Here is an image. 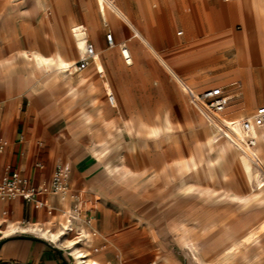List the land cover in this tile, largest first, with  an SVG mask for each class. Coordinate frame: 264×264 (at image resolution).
<instances>
[{
	"label": "rangeland",
	"instance_id": "obj_1",
	"mask_svg": "<svg viewBox=\"0 0 264 264\" xmlns=\"http://www.w3.org/2000/svg\"><path fill=\"white\" fill-rule=\"evenodd\" d=\"M43 1L44 8L37 6L35 0L0 2V26H5L0 33V116L10 96L5 79L16 85L17 94L23 100V115L29 113L31 103L45 90L37 86V79L33 80V66L26 53L30 49L50 53L59 43L77 62L81 58L71 36L70 22L84 25L89 33L87 39L95 44L97 53L103 54L104 65L102 71H98L94 59L87 69L75 72V76L86 73L92 83L82 86L78 95L69 102L72 117L91 115L93 120L90 124H93L90 133L95 135L102 154H117L122 150L133 172L126 173L127 169L122 168L121 174H126L130 180L137 179L145 193L143 199L138 196L131 199L124 195L127 185L119 183L118 196L106 200V205L98 204L97 225L102 222V210L106 206L111 213L113 232L99 243L101 234L97 231L91 242L90 256L102 262L99 252L105 242L111 248L106 254L108 264H171L172 260L179 264L170 256L172 250L183 264H197L183 241L178 239L183 225L173 221L178 214L187 211L192 228L189 236L198 240L208 263L264 264V199L256 201L259 196L249 191L250 184L245 181L238 163L232 164L227 159V178L214 182L206 178L205 165L198 169H183L179 165L189 163L191 154L197 150L202 139L209 152L216 151L219 146L218 139L208 136V127L201 119L205 116L191 102L181 82L197 93L210 87H222L218 78L225 73L224 65L232 64V60L228 59L233 56L231 51L228 52L232 48L229 45L234 42L233 34L240 28L239 25L233 27L231 9L225 17L221 16V9L230 5L231 0H221L223 7L219 14L222 21L220 28L228 30L233 27L232 31H217L203 20L201 14L196 15L195 23L198 4L212 0H114L143 34L151 36L149 39L152 42V26L159 27L163 38L159 40L161 56L134 35L127 19L115 9L108 8L105 20L98 11L96 0ZM15 5L21 8L15 19L19 32L13 35L7 6ZM241 21L244 43L248 44L252 40L251 33L248 25ZM109 32L114 33L115 43L121 46L128 43L126 47L132 53L134 64L126 63L120 47L109 46ZM26 41L28 44H23ZM242 46H236V62L239 65H242L238 62ZM105 52H111L112 56L106 57ZM171 71H175L176 77ZM255 86L258 95L264 92V78H259ZM223 88L230 93L232 87L223 85ZM47 93L50 98L52 94ZM107 93L113 98L110 103ZM62 95L57 94L58 97ZM86 95L92 100L90 105L84 106ZM243 99L244 94L232 98L226 109L228 114L224 112V116L234 117L229 110L236 114L238 111L231 108L241 104ZM261 104H264L263 98L258 102V105ZM255 108L250 109L247 116ZM7 109L6 104L3 114ZM47 109L54 110L55 115L61 106L50 104ZM125 118L142 124L143 130L134 135L138 150L129 147ZM167 121H170L169 125H165ZM16 123L17 117L14 116L13 124ZM154 127H159V130L151 136L150 130ZM238 145L245 148L240 138ZM261 157L264 161V152ZM164 162H169L171 169L168 175L164 173L163 179L160 172L163 173ZM62 167L67 169L65 164ZM197 176L201 178L197 180ZM68 193L73 191L68 189ZM73 196L76 197L74 193ZM120 200L122 207L129 202L125 208H129L130 215L124 213ZM201 227H205L202 234ZM253 229H256V235L249 234ZM76 236L72 232L67 238L75 240ZM86 243L78 245L87 250ZM64 250L69 252L66 247ZM167 255L169 260L163 259L168 258ZM69 257L73 262L72 256ZM116 257L118 260H115Z\"/></svg>",
	"mask_w": 264,
	"mask_h": 264
},
{
	"label": "crops",
	"instance_id": "obj_2",
	"mask_svg": "<svg viewBox=\"0 0 264 264\" xmlns=\"http://www.w3.org/2000/svg\"><path fill=\"white\" fill-rule=\"evenodd\" d=\"M0 2H3V0H0ZM189 6L193 7V5ZM198 7V13L194 14L195 23L197 21L196 15L201 14L203 20L217 31H232L234 26H240L239 30L233 34L234 42L229 45L232 48H229L228 52L231 51L233 56L228 59L232 60V64L228 63L226 66L224 65L223 69H225V73L218 80L222 88L223 85L232 87L230 93L223 88L224 93L230 96L227 107L232 98L244 94L243 102L236 104L235 108L231 109L242 112L244 116H247L250 109L252 110L256 107V110L258 107L264 105H258L261 98L264 100V92L260 93V96L255 89L257 80L261 77L264 78V0H231L230 9L232 10L231 20H233V27L228 30L220 28L222 24L219 14V10L222 7L221 0L203 2L202 4H198ZM7 8L8 14L11 16L9 19L13 24L11 28L13 30L12 34L16 35L19 30L16 28L15 19L21 7L15 5L7 6ZM241 19L248 25L251 33L252 40L250 42L248 41V44L244 43V26ZM3 30H5V26L1 25L0 33ZM54 40L58 43L56 37ZM23 44H28V42H23ZM247 45L248 47L245 48ZM98 46L100 47L99 42ZM236 46H242L239 50L238 62H244V66L236 62ZM94 47L97 52L95 44ZM93 62L94 60H91L85 69ZM5 82L9 86L8 94L10 96L4 104V109L6 104L8 109L4 114L3 109L0 116V137L2 135L1 139L4 143V150L0 153V175L6 167H10L20 171L22 175L29 178L35 185L44 187L50 185L57 165L65 164L69 173L67 181L70 188L68 189H71L76 195V197H72L73 193H68L69 197L67 202L69 207L71 206L69 216L74 207H80V216L84 213L86 219L89 215L94 216L90 224L88 222L84 223V230L88 232L87 238L85 239H88V241H81L87 242V250L92 254L90 250L92 247L91 242L95 238L97 231L101 234L98 239L99 243L113 232L109 209L106 206L103 208L102 222L99 225H97V210L98 204L102 205L103 203L106 205V200H110L111 197L114 199L118 196L117 193H119L121 186L119 183L126 184L122 180V169L117 171L115 176H110V173L98 159L100 154L93 153L94 149L98 152L101 151L94 139L95 135L90 133V127L93 124L90 123L93 119L91 115L87 114H84L83 118L72 117V109L69 107V102L72 99L65 98L64 87H56L53 89L50 98H48L47 92L51 91L43 90L39 94L38 99L31 103L29 113L23 115V100L17 94L16 85L7 79H5ZM181 84L185 85L183 82ZM56 91L57 94L62 93L63 95L58 97L57 94L55 95ZM107 97L110 103L109 93H107ZM83 99L84 106L90 105L92 100L90 96L88 97L86 95ZM55 103H59L61 109L53 115L54 110H48L47 106ZM225 110L222 116H224ZM14 116L17 117L16 124H13ZM8 124L9 128H7ZM246 134L248 140L252 138L250 133ZM124 195H128L127 186L124 190ZM44 199L47 204L45 207H38L34 202H27L22 198L0 202V264H7L9 262L27 264H75L73 257V262L69 257L71 256L70 250L68 253L64 250L65 245H59L29 231L17 230L10 234L3 233L7 220L14 221L22 226H29L34 222L47 225L51 220L60 226L64 219L65 202L59 193L47 192L44 195ZM122 200L119 201L120 205ZM90 204H93L92 207ZM125 206L128 207L129 202ZM125 206L122 207L121 205L124 213L130 215L129 208L127 209ZM102 246V250L99 252V259L103 263L108 264L106 254L111 248L105 242H103ZM170 256H173L179 264H183L175 256L173 250ZM167 257L163 259L169 260L168 255ZM115 260H118V258L116 257ZM171 262V264H176L174 260Z\"/></svg>",
	"mask_w": 264,
	"mask_h": 264
},
{
	"label": "bare ground",
	"instance_id": "obj_3",
	"mask_svg": "<svg viewBox=\"0 0 264 264\" xmlns=\"http://www.w3.org/2000/svg\"><path fill=\"white\" fill-rule=\"evenodd\" d=\"M16 1V0H13ZM155 3V2H154ZM260 3V2H259ZM29 4V3H28ZM35 4L39 7H45V3L43 0H35ZM96 5L98 11L105 17H107V12H109V7L115 9L119 14H121L124 18L127 19L128 23L132 27L134 31V35L139 37L140 40L146 47L152 50L156 55L161 56L159 50V40H163L162 33L159 30L158 26H152L153 28V40L152 42L149 39V36L143 34L134 24L132 19L121 9V7L114 0H96ZM48 6V5H47ZM235 6V5H234ZM233 6V7H234ZM223 7V6H222ZM261 7V6H260ZM47 9V8H46ZM230 12V5H226L225 8L221 9V16L225 17L226 14ZM264 14V11H263ZM83 29H79V26L70 22V31L71 36L75 45V49L80 58L85 57V49H86V41L88 38V29L84 25ZM168 33V32H167ZM151 37V36H150ZM48 39V38H47ZM51 43V42H50ZM49 45V43H48ZM120 47L122 50V55L126 60L127 64H134V60L132 58V53L126 47L128 45L125 42L124 45H119V43H115V46ZM126 55V56H125ZM106 57H111V52H105ZM26 57L32 63L33 72L32 77L33 80L37 79L38 87L45 90H50L51 94L53 89L56 87H64L65 90V98L73 99L78 95L81 87L84 85H91L92 80L86 73H79L78 76H75L76 71V61L70 58V54L64 51L59 44L53 49L50 53H44L38 49H30L26 53ZM103 54H99L96 52L95 54V65L98 71H102L104 65ZM134 62V63H133ZM243 66L244 62H240ZM172 72V71H171ZM175 76V71L172 72ZM1 75V72H0ZM184 89L187 90V86L183 85ZM49 92V91H48ZM50 94V95H51ZM49 95V96H50ZM52 96V95H51ZM58 105H60L58 103ZM115 108V107H114ZM100 112V111H99ZM225 113L228 114V110H225ZM229 113L233 114L234 117L228 118L226 116H221L220 123H213L209 121V119H204V123L208 127L209 137H214L218 139L219 146L216 151L209 152L204 146L203 139L200 141L197 150H195L191 156L189 163H180V168L186 169H198L205 165L206 178L209 181H216L219 179L224 181L227 176V168L225 162L227 159L230 163L237 162L240 168V171L247 182L250 184L249 191L253 194L257 193L256 201H260L264 199V161L261 157V153L264 152V127L258 126L252 123L251 130H246L242 127L239 120L242 118L253 119L254 113L250 116H244L242 112H236V114L232 113L229 110ZM124 127L129 134V147L130 149H139V145L136 142L135 134L140 133L143 128L142 124L139 121H134L130 118L124 119ZM122 122V121H121ZM170 121H167L165 125H169ZM212 126L213 128H211ZM159 130V127H154L150 130V135L156 134ZM120 131V130H119ZM118 133V132H117ZM250 133L252 138H254L255 143L251 145L249 140L247 139V134ZM242 139V144L245 148H241L238 145V139ZM120 147V146H119ZM123 147V146H122ZM98 149V148H97ZM93 153L100 154L98 156L99 161L105 167V169L110 173V176H115V173L122 168H126V173L133 172L128 163L126 154L122 150H119L117 154H102L101 150L98 152L96 149L93 150ZM171 169V164L169 162H164L162 167V172H160V176L164 179V173L169 174ZM67 172V169H63ZM178 173V171H177ZM263 174V175H262ZM159 175V173H158ZM133 176V175H132ZM199 180L201 177H195ZM122 180L127 185L128 196L131 198L133 196H138L139 198H144L145 193L143 189L139 186L137 179H128V176L123 175ZM229 190V189H228ZM61 198L65 202L66 208L64 211V219L62 220L60 226L56 224L55 221H49L47 225H43L37 222L30 224L29 226H22L14 221L7 220V224L3 229L4 234H10L17 230L29 231L31 233L37 234L41 237L49 239L50 241L57 243L59 245H65L70 250V255L73 257L75 264H100L99 261L92 258L90 256V251L83 250L78 244L81 241H84L87 238L88 232L84 230V223H87V219L83 213L82 216L78 217L76 220L70 218L69 216V205L67 199L69 197L68 189H64L60 193ZM132 199V198H131ZM142 201V200H141ZM82 203V202H81ZM93 204H90L92 207ZM85 207V206H84ZM85 210V209H84ZM177 220L179 223L183 225L182 234L179 236V240H182L186 248L192 257L196 259L197 264H210L204 258L201 247L199 245L198 240L190 237L189 234L192 231L189 223V214L187 211H183L178 214L177 217L173 219V221ZM90 226V225H89ZM91 227V226H90ZM93 230V229H92ZM201 233L205 230V227L200 228ZM90 231V230H89ZM72 232L77 234L75 240H70L67 238V235H70ZM256 229L250 230V235H256ZM202 240V239H201ZM234 242H238L235 240ZM241 240L239 241V243ZM242 252V250H241ZM194 259V260H195Z\"/></svg>",
	"mask_w": 264,
	"mask_h": 264
},
{
	"label": "built area",
	"instance_id": "obj_4",
	"mask_svg": "<svg viewBox=\"0 0 264 264\" xmlns=\"http://www.w3.org/2000/svg\"><path fill=\"white\" fill-rule=\"evenodd\" d=\"M82 30L83 27L79 26ZM85 31V29H83ZM109 46L115 44L114 35L112 32L107 34ZM96 50L94 44L88 39L86 41L85 57L76 62V71L84 70L91 60L95 59ZM126 56V55H125ZM186 93L189 95L191 102L197 106L202 114L213 123H220L223 111L226 109L230 96L224 93L222 87H213L203 92L197 93L191 87L187 86ZM112 102V96L109 95ZM242 127L246 130H251L252 123L264 127V105L258 107L253 115V119L242 118L239 120ZM251 145H254L255 140H249ZM4 150V143L0 138V153ZM68 171L63 170L62 165H57L53 173L50 185L40 187L35 185L29 178L21 174L20 171L6 167L0 175V202L22 198L27 202H34L38 207L47 206L44 195L47 192L58 194L64 189H68ZM81 215V208L74 207L70 212L72 219H77ZM94 216L89 215L87 222L90 224ZM7 264H27L18 262H9Z\"/></svg>",
	"mask_w": 264,
	"mask_h": 264
}]
</instances>
